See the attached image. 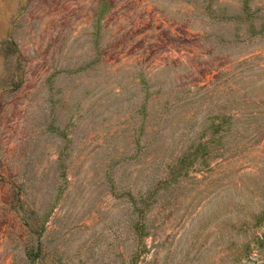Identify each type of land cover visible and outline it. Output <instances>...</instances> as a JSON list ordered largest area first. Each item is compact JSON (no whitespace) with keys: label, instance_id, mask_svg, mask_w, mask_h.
Wrapping results in <instances>:
<instances>
[{"label":"rangeland","instance_id":"1","mask_svg":"<svg viewBox=\"0 0 264 264\" xmlns=\"http://www.w3.org/2000/svg\"><path fill=\"white\" fill-rule=\"evenodd\" d=\"M264 0H0V264H264Z\"/></svg>","mask_w":264,"mask_h":264},{"label":"trees","instance_id":"2","mask_svg":"<svg viewBox=\"0 0 264 264\" xmlns=\"http://www.w3.org/2000/svg\"><path fill=\"white\" fill-rule=\"evenodd\" d=\"M260 217H264V209L261 211Z\"/></svg>","mask_w":264,"mask_h":264}]
</instances>
